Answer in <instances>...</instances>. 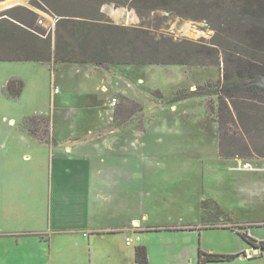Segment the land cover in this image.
Returning a JSON list of instances; mask_svg holds the SVG:
<instances>
[{"label":"rangeland","instance_id":"rangeland-1","mask_svg":"<svg viewBox=\"0 0 264 264\" xmlns=\"http://www.w3.org/2000/svg\"><path fill=\"white\" fill-rule=\"evenodd\" d=\"M45 1L68 14L92 13L101 2L115 23L157 37L209 42L215 33L207 20L165 9L141 16L130 0H0V11L16 2L54 29L57 15L41 8ZM220 61L0 60V264H90L91 251L96 264H134L137 245L147 246L151 264H198L199 249L239 254L206 264H264V249L253 254L240 233L264 237V158L220 155L217 93L175 100L217 89ZM11 79L23 82L19 95L9 92ZM111 95L119 97L115 109ZM246 161L259 169H239ZM117 227L124 230L85 234Z\"/></svg>","mask_w":264,"mask_h":264},{"label":"trees","instance_id":"trees-1","mask_svg":"<svg viewBox=\"0 0 264 264\" xmlns=\"http://www.w3.org/2000/svg\"><path fill=\"white\" fill-rule=\"evenodd\" d=\"M129 4L141 16L165 9L207 20L215 33L209 42L166 34L157 37L151 28L115 23L101 9V2L92 13L68 14L48 1L46 8L40 7L55 13L57 21L54 29L46 30L37 24L36 11L18 4L0 11V60L219 65L223 56V79L217 89L179 94L175 100L217 93L220 155L264 158V0H130ZM22 85L21 80L11 79L7 88L16 96ZM240 233L257 246L247 232ZM238 255L199 249L198 264ZM135 261L150 264L146 245L136 246Z\"/></svg>","mask_w":264,"mask_h":264},{"label":"crops","instance_id":"crops-1","mask_svg":"<svg viewBox=\"0 0 264 264\" xmlns=\"http://www.w3.org/2000/svg\"><path fill=\"white\" fill-rule=\"evenodd\" d=\"M7 136H9V134H7L6 135V137ZM29 138L31 139V140H40V138L38 137V136H35V135H33V134H30V136H29ZM57 141H58V139H57ZM59 142V141H58ZM105 142L107 143V140H105ZM95 145L96 146H98L100 149H102V147L104 146V144H103V142L102 141H99V142H96L95 143ZM93 154L91 153V152H85L84 154H83V156H80V159L81 160H83V161H86V162H88V160H89V158L92 156ZM237 168V167H236ZM240 169V168H239ZM86 171H90L91 172V170H84V172H86ZM252 171V170H251ZM89 191V190H88ZM135 223L137 224L138 223V221L136 220L135 221ZM248 223H249V221H248ZM124 230V227H121V229L120 228H113V229H108V228H95V229H92V230H90L89 232H85V234L86 235H88V237L89 238H91L92 236H91V234H95V233H97V234H99V235H101V234H110V235H112V234H115V233H117V232H119V231H123ZM125 230H126V228H125ZM136 231L138 232V229H136ZM13 235H15V234H13ZM20 235H22V236H24L23 234H19V235H17V236H20ZM128 237V236H127ZM95 238V237H94ZM137 239H139V236L137 237ZM127 240L128 239H126V242H127ZM135 243V239H133V242L131 243V244H128V245H132V244H134ZM138 246V245H137ZM148 249V248H147ZM120 253V252H119ZM91 260H90V264H96V262H97V259H98V256H97V253H95V252H93V251H91ZM95 254V255H94ZM135 254H136V248H135V253L131 256L132 257V259H133V261H134V264H136V261H135ZM148 255H149V261H151L152 260V257H151V254L148 252ZM95 262V263H94ZM115 264H121V262H115ZM151 264V263H150Z\"/></svg>","mask_w":264,"mask_h":264},{"label":"built area","instance_id":"built-area-1","mask_svg":"<svg viewBox=\"0 0 264 264\" xmlns=\"http://www.w3.org/2000/svg\"><path fill=\"white\" fill-rule=\"evenodd\" d=\"M107 89V88H106ZM105 89V90H106ZM59 89L56 88V91H58ZM119 102V97L117 95H111L110 99H109V106L113 107V109L116 108V106L118 105ZM240 169H245V170H257L259 169L258 167L254 166L253 163H251L250 161H246L244 163H240L239 165ZM248 236L253 238L255 243L257 244V246H254V252L255 253H261V251L263 250L262 248V244L264 243V237H259V236H254L251 232H247ZM133 242V239L131 237L128 238L127 243L131 244ZM253 254H250L251 256H253Z\"/></svg>","mask_w":264,"mask_h":264},{"label":"bare ground","instance_id":"bare-ground-1","mask_svg":"<svg viewBox=\"0 0 264 264\" xmlns=\"http://www.w3.org/2000/svg\"><path fill=\"white\" fill-rule=\"evenodd\" d=\"M15 1H19V0H15ZM16 3V2H15ZM15 3L9 2V5H14Z\"/></svg>","mask_w":264,"mask_h":264},{"label":"water","instance_id":"water-1","mask_svg":"<svg viewBox=\"0 0 264 264\" xmlns=\"http://www.w3.org/2000/svg\"><path fill=\"white\" fill-rule=\"evenodd\" d=\"M11 6H14V5H11Z\"/></svg>","mask_w":264,"mask_h":264}]
</instances>
